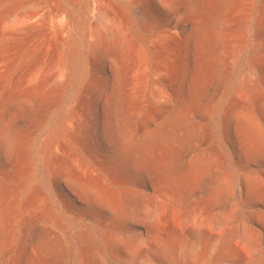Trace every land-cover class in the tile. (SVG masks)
<instances>
[{
  "label": "bare ground",
  "instance_id": "1",
  "mask_svg": "<svg viewBox=\"0 0 264 264\" xmlns=\"http://www.w3.org/2000/svg\"><path fill=\"white\" fill-rule=\"evenodd\" d=\"M251 37L253 62L264 74V0H0V156L25 145L29 152L28 170L13 173L11 184L0 161V264H36L40 258L26 238L28 230L49 231L54 225L53 208L39 192L35 169L38 105L47 114L79 77L81 87L98 92L95 108L72 110L47 135L42 162L67 197L73 195L91 206L102 204L111 212L110 219H124L125 212L118 208L124 200H132V192L119 186L129 184L131 174L119 179L110 153L99 146L88 157L72 155L82 136L99 142L91 121L95 112H103L104 96L120 88L132 101L139 93V129L146 137L154 124L153 112L166 113L167 105L183 103L182 92H193L204 54L213 48L220 66L230 74ZM81 47L85 50L82 62ZM245 86L244 82L239 85L231 110L241 154L239 128L245 132L249 120L245 119L249 111ZM147 92H160L157 104L165 98L164 107H149ZM260 98L264 102V96ZM258 116L250 117V123L263 133V106ZM208 118L210 114L205 113L203 119ZM159 128L163 130V125ZM197 139L200 152L195 171L207 168L216 175L222 164H207L215 156V147L202 148L211 136L202 128ZM257 154L264 156V149ZM249 163L264 173V163ZM154 198L145 208L147 222L155 229L151 240L128 241L110 235L111 247L120 245L135 258H143L144 249H152L171 264L207 262L211 244L217 245L211 259L222 264L236 258L240 250L254 253L239 230L229 227L219 204L208 208L197 199L186 200L173 188L156 189ZM88 216L97 220L102 215ZM101 260L106 264L104 255Z\"/></svg>",
  "mask_w": 264,
  "mask_h": 264
},
{
  "label": "rangeland",
  "instance_id": "2",
  "mask_svg": "<svg viewBox=\"0 0 264 264\" xmlns=\"http://www.w3.org/2000/svg\"><path fill=\"white\" fill-rule=\"evenodd\" d=\"M252 55L251 37L234 64L233 72L229 74L223 65L220 66L214 49H210L200 59L193 92H182L183 103L180 105L174 101L173 108L170 105L164 107L165 98L162 99L163 103L157 104L160 92H147L149 107L157 104L159 108L164 107L169 111L152 113L150 121L154 124L146 137L139 129L142 124L139 93L131 97L132 101L127 97L128 92H121L120 88L104 96L103 112H95L91 121L99 142L94 143L92 138L82 136L72 155L88 157L99 146L110 153L114 160L113 169L117 168V175L120 174L119 179L127 173L131 174L129 184L119 186L122 189L128 187L132 192V200H124L118 208L125 212L127 217L124 219H110L111 212L106 211L102 204L91 206L73 195L67 197L42 162L47 135L72 110L95 108L98 92L81 87L79 77L62 93L59 104L47 114L44 106L38 105L39 129L33 144L37 183L41 195L50 202L55 219L49 231L28 230L26 238L34 244L40 258L36 264H102V255L106 264H171L163 261L159 253L152 249H144V257L135 258L126 254L120 245L111 247L107 243L110 235L128 241L140 238L149 242L155 229L147 222L145 208L155 202V190L164 188H173L177 193L180 191L186 200L197 199L208 208L219 204V211L228 217L229 227L239 230L254 247V253L240 250L237 257L226 264H264V182L261 180L264 173L260 170L262 168L249 163L250 160L261 166L264 163V156L257 154L260 148L264 149V132L261 133L250 123V117H259V107H264V102L260 101V95L264 96V74L256 68ZM78 58L80 62L85 58L83 47ZM242 82L246 85L245 92H249L246 103L249 111L245 118L249 120L245 132L239 128L241 147L244 149L241 154L236 147V142L240 145L235 136L237 121L231 110ZM205 113L210 114V118L203 119ZM26 114L27 110L24 109L21 115L25 117ZM243 118L244 115H241L240 120L243 121ZM162 125L163 130H160ZM200 128L211 136V142L202 148L208 145L215 147V156L207 162L208 166L222 164L216 175H212L207 168L195 171V160L200 152L197 150ZM26 146L14 150L10 148L0 156L2 167L8 173L6 181L9 184L14 178L13 173L29 168ZM240 154L242 158H239ZM256 174L261 178L257 179ZM221 179H226V182L219 184ZM10 186L7 185L8 190ZM82 197L90 198L92 195L82 194ZM162 199L166 200L167 196ZM90 213L102 216L94 220L88 216ZM216 247V244H211L208 261L197 264H222L221 260L211 259ZM202 248L200 243L198 249Z\"/></svg>",
  "mask_w": 264,
  "mask_h": 264
}]
</instances>
